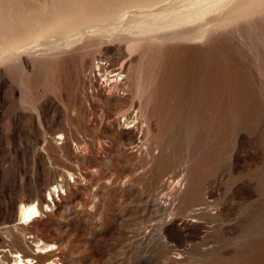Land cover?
I'll use <instances>...</instances> for the list:
<instances>
[{"label": "rangeland", "instance_id": "1", "mask_svg": "<svg viewBox=\"0 0 264 264\" xmlns=\"http://www.w3.org/2000/svg\"><path fill=\"white\" fill-rule=\"evenodd\" d=\"M149 1L164 14L195 4ZM106 3L0 0V264L16 251L49 264H264V0L216 3L177 29L147 17L164 37L131 49L106 17L62 35L28 25ZM116 3L143 19L138 2ZM26 199L40 213L21 222ZM37 239L55 245L40 253Z\"/></svg>", "mask_w": 264, "mask_h": 264}, {"label": "bare ground", "instance_id": "2", "mask_svg": "<svg viewBox=\"0 0 264 264\" xmlns=\"http://www.w3.org/2000/svg\"><path fill=\"white\" fill-rule=\"evenodd\" d=\"M80 1V0H79ZM109 3L105 4L106 7H104V11L102 12L101 10L97 9L94 5H90V4H86L84 5V8L80 11V13H78L75 18L73 17L72 19L69 18V19H66L64 20L60 25H55V26H46V27H42V25L40 26V21L37 20V19H33L31 21H29V24L28 25H37L38 26V33L40 35H43V36H49L51 34L54 33V31L58 30L59 28V31L58 33H60L61 35L62 34H65L68 30L70 29H75V28H79L81 30H84L85 28L91 26L93 23L97 22L99 19H102L104 17H106L108 19V23L113 25L112 27H117V28H120L121 30H124L131 35L129 39V42L127 44V47L128 48H135V47H139L143 40L145 39H150V40H153V39H161L163 38L164 36H162L161 32H162V28L163 27H167L166 23L163 24V23H159L161 22V18L164 17V20H165V15H168V17L171 18L172 20V25H174V27H176L177 29V25L181 24L184 20H187V19H191L190 14H194V16H197L198 18L199 17H204L206 16L205 14L207 12H210L211 10H209L213 5H215L216 3H218L217 5L220 6L221 4L223 5L224 2H226L227 0H195V4H194V8L193 9H189L186 11L184 10H171L170 12L168 13H163V12H159V11H155L154 9L157 8L155 6L152 7V5L154 3H156L157 1L155 2H150L149 0H132L133 2H138L137 4H139L138 6L141 7L140 9V12L142 13L143 15V19L140 20L139 18L135 17L133 14H131V12L129 10H126L125 8L122 9V10H119L118 7H119V3H116L118 1H121V0H108ZM180 0H178L179 2ZM187 0H185L186 2ZM165 3H167L166 1H164ZM163 2V3H164ZM169 2V1H168ZM182 2V1H181ZM250 2V1H248ZM162 3V2H161ZM171 4V2H169ZM173 3L175 4V1H173ZM172 3V4H173ZM180 3V2H179ZM221 3V4H220ZM168 4V3H167ZM169 4V6L167 5V7H171V5ZM173 4V5H174ZM182 4V3H181ZM220 4V5H219ZM262 4V3H261ZM172 5V6H173ZM179 5V4H177ZM175 5V6H177ZM146 6L147 8H142ZM163 6V5H162ZM160 6V7H162ZM166 5H164V8H165ZM174 6V7H175ZM183 6L186 7V5L183 4ZM182 6V7H183ZM238 6V5H237ZM188 7V6H187ZM186 7V8H187ZM189 7H191L189 5ZM236 7V6H235ZM234 7V8H235ZM159 8V7H158ZM163 8V10H165ZM219 8V7H217ZM262 8V7H261ZM168 9V8H167ZM212 9V8H211ZM162 10V11H163ZM209 10V11H208ZM215 10V9H213ZM212 10V11H213ZM217 10V9H216ZM263 10V9H262ZM136 11V10H135ZM219 11H220V8H219ZM230 11V10H229ZM261 11V10H259ZM251 12V11H250ZM257 12V10H256ZM105 16H104V15ZM209 16V14H207ZM141 16V15H140ZM218 16V15H216ZM222 16V15H221ZM220 16V18H221ZM147 17H152V18H160L159 22L155 23L154 21H149V19ZM196 17V18H197ZM228 17H231V16H228ZM166 18V19H167ZM196 18H192L191 20L193 19H196ZM214 18V17H213ZM217 18V17H216ZM71 19V20H70ZM163 19V18H162ZM205 19H208L207 17ZM218 19V18H217ZM158 20V19H157ZM200 20V19H199ZM202 20V19H201ZM213 20V19H212ZM169 21V19L167 20ZM166 21V22H167ZM190 21V20H189ZM203 21V20H202ZM206 21V20H205ZM153 22V23H152ZM198 22V21H197ZM197 22L195 23V25L197 24ZM212 22V21H211ZM215 22V21H214ZM108 23H106L108 25ZM206 23V22H205ZM216 23V22H215ZM105 24V25H106ZM168 24V23H167ZM184 24V23H182ZM181 24V25H182ZM186 24V23H185ZM188 24H190L188 22ZM208 24V23H207ZM110 27V25H108ZM212 26V25H210ZM222 26V25H221ZM224 26V25H223ZM100 27V26H98ZM173 27V26H172ZM184 27V26H183ZM213 27V26H212ZM216 27V26H215ZM116 28V29H117ZM165 29V28H164ZM174 28V30H176ZM106 30H108V27L107 26H101L99 28V31H100V34H102L103 32H105ZM110 30V29H109ZM113 30V29H111ZM168 30V29H167ZM171 31V29H169ZM185 30H187L185 28ZM189 30V28H188ZM98 31V30H97ZM98 31V32H99ZM166 30H164L165 32ZM183 31V30H182ZM107 32V31H106ZM175 32V31H173ZM205 32V28H201L199 27L197 29V31L195 32H191L189 34V37L191 38H197L199 37L201 34H203ZM165 36L169 33L165 32ZM175 33H178L175 32ZM211 33V32H210ZM209 33V34H210ZM130 36V35H129ZM72 38V37H71ZM27 38H24L23 37V44H26L28 42H24L26 41ZM70 40V39H69ZM123 40V39H122ZM127 40V38H126ZM149 41V40H148ZM157 41V40H155ZM18 42L12 40L11 42V45H13L12 47H10V52L13 53L17 50H15V48H17L18 46L15 45L17 44ZM10 45V46H11ZM9 53V52H8ZM6 54V53H5ZM4 54V55H5ZM3 57H6V56H3ZM2 57V58H3ZM1 58V57H0ZM95 66L97 67L98 71L100 72V69L103 70V72L105 71L106 75H107V72L108 70H106L107 67H105L103 65L104 62L102 61H95ZM106 62V61H105ZM109 62V61H108ZM107 63V62H106ZM96 69V70H97ZM101 70V71H102ZM110 72V71H109ZM115 76L112 78L113 80H121L122 79V75L123 73H119V71H116L114 73ZM125 76V75H124ZM109 78V76L107 75L106 76V80ZM124 78V77H123ZM105 79V78H104ZM110 79V78H109ZM118 82V81H117ZM120 82V81H119ZM140 126V125H139ZM178 181H176L177 183ZM178 185V184H177ZM52 190L53 191H56L58 190V184L54 185L52 187ZM51 196H50V193H48V199H50ZM18 212H19V220H21V222H30L31 220H33L36 216L39 215L40 213V209L37 205L36 202L34 201H31L30 199H26V201L22 200L19 204V207H18ZM35 244L37 247V251L40 252V253H46L48 251H51L54 247V243H45L43 242L42 240H39L37 239L35 241ZM22 250V249H21ZM12 252V251H11ZM15 252V251H14ZM20 253V254H19ZM15 252V255L13 256V258H8L9 261H12L13 264H49V260L51 259V256H48V254L44 257L45 258V261L46 259L48 260L47 262H42V263H34L33 262V257L29 256V255H26V256H23V253L21 252ZM36 253V252H35ZM26 254V253H25ZM51 255V254H50ZM54 255V254H53ZM11 257V256H10ZM43 257V256H42ZM53 257V256H52ZM55 262V261H54Z\"/></svg>", "mask_w": 264, "mask_h": 264}]
</instances>
